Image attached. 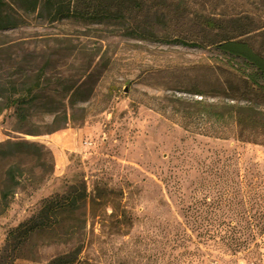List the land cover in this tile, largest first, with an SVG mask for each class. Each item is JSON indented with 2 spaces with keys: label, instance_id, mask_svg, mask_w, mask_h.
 I'll list each match as a JSON object with an SVG mask.
<instances>
[{
  "label": "rangeland",
  "instance_id": "374dc122",
  "mask_svg": "<svg viewBox=\"0 0 264 264\" xmlns=\"http://www.w3.org/2000/svg\"><path fill=\"white\" fill-rule=\"evenodd\" d=\"M242 2L218 10L247 9ZM24 18L0 32V94L30 91L25 130L38 135L17 131L12 107L0 115V143L48 154L42 167L18 159L24 179L0 204V251L43 200L83 185L81 264H264V147L234 140L195 104L225 100L233 63L214 48ZM8 165L0 159V193ZM36 244L35 264L63 251L45 237Z\"/></svg>",
  "mask_w": 264,
  "mask_h": 264
},
{
  "label": "trees",
  "instance_id": "16d2710c",
  "mask_svg": "<svg viewBox=\"0 0 264 264\" xmlns=\"http://www.w3.org/2000/svg\"><path fill=\"white\" fill-rule=\"evenodd\" d=\"M224 1L0 0V32L22 26L24 17L35 14L50 23L69 21L99 25L113 35L192 48H214L227 59L226 65L233 63L228 68L236 80L225 79V100L195 102L198 114L219 129H232L234 140L264 147V0H240L244 1L241 5L248 8L233 13L218 10ZM30 97V91L17 98L0 94V115L13 107L17 131L36 136L38 132L25 130ZM57 111L59 108L46 107L43 113L57 117ZM63 120L66 124L65 115ZM47 154L43 146L36 143H0V159L9 162L0 193L2 207H7L8 197L22 186L24 170L18 162L20 156L42 167ZM85 200L83 185H71L62 194L43 200L32 216L6 233L0 264L37 263L36 240L42 237L48 239L49 246L63 248L45 264H81L83 232L78 230L83 225Z\"/></svg>",
  "mask_w": 264,
  "mask_h": 264
},
{
  "label": "crops",
  "instance_id": "0c3cea01",
  "mask_svg": "<svg viewBox=\"0 0 264 264\" xmlns=\"http://www.w3.org/2000/svg\"><path fill=\"white\" fill-rule=\"evenodd\" d=\"M1 129V128H0ZM4 139V135L1 133V130H0V142H2Z\"/></svg>",
  "mask_w": 264,
  "mask_h": 264
}]
</instances>
